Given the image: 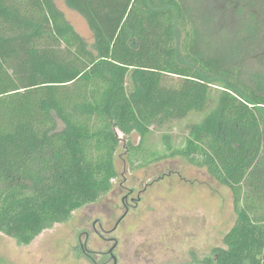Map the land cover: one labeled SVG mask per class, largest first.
<instances>
[{
	"label": "trees",
	"instance_id": "obj_1",
	"mask_svg": "<svg viewBox=\"0 0 264 264\" xmlns=\"http://www.w3.org/2000/svg\"><path fill=\"white\" fill-rule=\"evenodd\" d=\"M65 1L93 50L52 0H0V233L26 247L69 223L112 191L133 133L200 113L171 155L237 218L194 263L264 264V0Z\"/></svg>",
	"mask_w": 264,
	"mask_h": 264
},
{
	"label": "rangeland",
	"instance_id": "obj_2",
	"mask_svg": "<svg viewBox=\"0 0 264 264\" xmlns=\"http://www.w3.org/2000/svg\"><path fill=\"white\" fill-rule=\"evenodd\" d=\"M52 2L93 50L85 19L65 0ZM213 83L215 98L223 83ZM201 118L196 113L152 125L144 137L133 133L115 157L118 176L110 193L30 246L19 247L0 233V264H115L112 249L118 264H195L194 255L201 259L222 247L237 218L232 191L206 169L171 155L185 145L190 126ZM127 140L135 146L132 153Z\"/></svg>",
	"mask_w": 264,
	"mask_h": 264
},
{
	"label": "flooded vegetation",
	"instance_id": "obj_3",
	"mask_svg": "<svg viewBox=\"0 0 264 264\" xmlns=\"http://www.w3.org/2000/svg\"><path fill=\"white\" fill-rule=\"evenodd\" d=\"M128 197L129 196H127L126 198H125V200H128ZM109 255H110V257L112 258V259H114V257L116 258V264H118V258L114 255V253H113V251H109Z\"/></svg>",
	"mask_w": 264,
	"mask_h": 264
},
{
	"label": "water",
	"instance_id": "obj_4",
	"mask_svg": "<svg viewBox=\"0 0 264 264\" xmlns=\"http://www.w3.org/2000/svg\"><path fill=\"white\" fill-rule=\"evenodd\" d=\"M111 251H113V249H112ZM114 262H115V264H116V262H117L115 257H114Z\"/></svg>",
	"mask_w": 264,
	"mask_h": 264
}]
</instances>
